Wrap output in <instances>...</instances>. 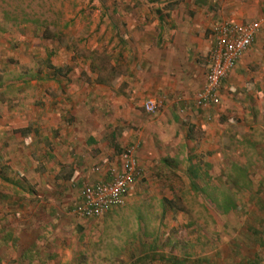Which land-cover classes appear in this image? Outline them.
<instances>
[{
  "label": "rangeland",
  "instance_id": "1",
  "mask_svg": "<svg viewBox=\"0 0 264 264\" xmlns=\"http://www.w3.org/2000/svg\"><path fill=\"white\" fill-rule=\"evenodd\" d=\"M222 6L231 13L253 7L254 13H245L241 21L264 13V0H0V116L10 114L7 107L15 99L21 107H30L22 111L23 124L33 121L26 119L30 113L38 129L31 144L25 129L20 142L0 140V166L15 160L27 176L30 155L38 154L42 161L47 147L44 121L38 120L52 121L51 98L59 102L54 107L58 114L67 111L69 101L61 99L68 93L75 102L83 92L86 100L92 95L100 104L110 80L120 73L118 79L126 77L128 67L141 70L138 55L170 57L174 41L180 49L174 34L170 40H157L158 16L163 18L171 9L179 16H206ZM206 43L210 48L209 36ZM207 53L196 58L202 66L191 78L199 88ZM246 54L255 61L245 67V86L224 87L217 105L195 112L197 126L187 119L190 114L186 116L196 89L176 101L183 125L177 124L165 143L152 135L151 157L146 166L140 164L144 175L127 204L66 227L64 232L77 236L84 246L74 264H130V258L139 257L132 263L264 264V26ZM132 55L134 61H127ZM110 68L120 73L114 76ZM97 74L107 82L95 84ZM35 111L37 117L32 118ZM230 176H238V185ZM225 197L233 203L227 211Z\"/></svg>",
  "mask_w": 264,
  "mask_h": 264
},
{
  "label": "crops",
  "instance_id": "2",
  "mask_svg": "<svg viewBox=\"0 0 264 264\" xmlns=\"http://www.w3.org/2000/svg\"><path fill=\"white\" fill-rule=\"evenodd\" d=\"M171 10L167 11L163 18L158 16L156 20L157 40L162 42L166 37L170 40V34H174V40L178 38L180 49L176 47L175 41L171 44L175 59L170 58L173 55L160 57L159 53L152 54L154 57L150 53L138 55L141 70L128 67L129 73H125L126 77L118 79L123 76L120 73L114 78L115 81L110 80L106 99H101L100 104L93 100L92 95L86 100L83 92L76 95L75 102L71 96L73 93H68L61 99L69 101L67 111L58 114L54 107L57 104L59 106V102L51 98L52 121L48 123V117L38 120L39 124L40 120L44 121L42 125L47 147H44L42 161L37 159L38 154L30 155L33 160H30L24 170L27 176L21 167L13 164L15 160L12 165L0 166V264H74L76 256L84 251V246L78 242L77 236L64 231H67L66 227L71 223L83 222L69 213L78 201L76 191L83 183H90L102 177L107 166H117L118 155L126 147L134 148L139 165H147V160L151 157L152 135H156L154 138L159 142L165 143L174 135L175 126L181 122L183 125V121L176 114V101L185 98L189 91L198 90L197 83L194 84L191 78L195 70L202 66L196 58L208 51L209 45L206 42L208 36L211 38L213 27L229 21L247 22L248 20L241 21L239 18L245 13L255 11L252 7L248 11L237 9V12L231 13V10H224L222 6L220 11L216 10L212 15L201 16L199 12H187L179 16ZM188 14H191V17ZM171 16L170 22L166 23V19ZM246 52L239 64L222 81V96L226 86L228 90L238 84L245 86L246 83L242 81L246 73L245 67L255 61V58L248 57ZM135 58L132 55L127 61H134ZM150 69L153 70L149 72ZM65 83L61 84L60 89L65 90ZM146 99H156L162 103L163 107L157 115L148 116L143 112L142 103ZM15 102L14 99L11 107H7L10 114L7 113L5 118L0 116V121H8L0 124V140L20 142L22 134L28 130L27 142L31 144L36 141L38 135L35 133L38 131L36 124H33L37 121L33 118L37 117V111L32 113L33 119L30 113L26 117L33 121L23 124L22 119L26 114H22V111L27 108L30 110V107H21V103ZM189 109L192 110L186 113V116L190 114L187 119L189 118L190 124L197 126V110L192 106ZM39 116L41 115L38 111ZM96 166L102 169L98 175L90 171L91 167ZM10 172L12 176L9 175ZM135 186L134 184L130 189L125 203L129 202V196ZM76 225L78 224L74 226ZM65 237H68V240L66 238L63 242ZM130 259L132 261L129 263L133 264L132 262L140 257Z\"/></svg>",
  "mask_w": 264,
  "mask_h": 264
},
{
  "label": "built area",
  "instance_id": "3",
  "mask_svg": "<svg viewBox=\"0 0 264 264\" xmlns=\"http://www.w3.org/2000/svg\"><path fill=\"white\" fill-rule=\"evenodd\" d=\"M264 26V15L247 22H223L213 27L211 44L206 55V72L200 88L193 97L196 110H205L219 102L220 86L227 74L236 66L252 45ZM162 108L160 101L146 99L142 110L154 115ZM99 166L90 171L100 174ZM142 168L133 147H126L118 155L117 166H107L102 177L83 183L78 189V201L69 213L77 219L100 218L110 210L123 206L126 196L141 180Z\"/></svg>",
  "mask_w": 264,
  "mask_h": 264
},
{
  "label": "trees",
  "instance_id": "4",
  "mask_svg": "<svg viewBox=\"0 0 264 264\" xmlns=\"http://www.w3.org/2000/svg\"><path fill=\"white\" fill-rule=\"evenodd\" d=\"M113 68V67H112ZM112 68H110V72L111 73H114L113 75L114 76H116L118 73H120L119 71H117L116 69H112ZM112 69V70H111ZM97 71H101L100 70V68H99V70L97 69ZM94 82H95V84H101V85H103V84H105L107 81H102L101 80V78L99 77V75L97 74L96 76H95V78H94ZM240 174H241V178H242V182H244L245 184H247V180H246V177H244L245 176V172L244 171H240ZM236 177H238V176H236ZM235 177V178H236ZM235 178L233 177V179H232V177L230 176L229 177V179L230 180H232V182H234V185H238L237 184V182H236V180H235ZM224 211H227V210H229L230 209V207H232L233 206V203H232V201L229 199V198H227V197H225V199H224ZM113 210V209H112ZM111 211V210H110ZM164 260V259H163ZM170 264H174L175 263V261H173V260H169L168 261Z\"/></svg>",
  "mask_w": 264,
  "mask_h": 264
}]
</instances>
